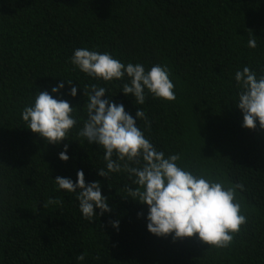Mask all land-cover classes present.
Returning <instances> with one entry per match:
<instances>
[{
	"label": "trees",
	"instance_id": "obj_1",
	"mask_svg": "<svg viewBox=\"0 0 264 264\" xmlns=\"http://www.w3.org/2000/svg\"><path fill=\"white\" fill-rule=\"evenodd\" d=\"M251 35L254 49L247 46ZM77 48L142 64L146 72L167 66L176 99L145 90V103L136 104L121 92L126 76L105 82L75 68ZM245 66L264 75V0H0V264H264V130L258 121L255 130L244 128L235 103V73ZM61 79L73 80L75 98L67 83L52 93ZM92 84L133 118L137 108L145 111L150 128L142 120L137 126L165 157L179 154L178 166L225 187L244 185L237 199L248 222L229 248L149 233L147 205L125 191L136 187L128 174L98 175L107 171L104 149L78 136L87 119L83 89ZM39 90L76 109L77 124L59 145L22 120ZM65 144L67 162L59 159ZM79 170L86 184L100 182L112 209L103 216L94 209L92 222L76 195L54 182H75ZM49 199L64 206L45 209ZM117 220L118 230L109 223Z\"/></svg>",
	"mask_w": 264,
	"mask_h": 264
},
{
	"label": "clouds",
	"instance_id": "obj_2",
	"mask_svg": "<svg viewBox=\"0 0 264 264\" xmlns=\"http://www.w3.org/2000/svg\"><path fill=\"white\" fill-rule=\"evenodd\" d=\"M249 33L252 34L251 30ZM256 39L251 35L247 46L256 48ZM70 62L87 76L105 82L124 81L126 76L128 82L121 84V92L125 96H133L136 104L145 103V90L165 101L176 99L175 86L167 66L153 65L146 72L142 64L125 65L110 53L87 48L75 49ZM72 81L61 79V83L52 88V93L59 94L67 83L70 86L68 94L75 98L77 86H73ZM235 81L239 89L235 103L243 114L242 126L255 130L258 121L259 127L264 130V75L258 77L255 71L245 66L236 71ZM83 92L87 98L83 107L87 119L78 136L104 149L107 171L99 169V176L108 178L110 173L121 171L128 174L136 187L133 190V187L125 186V191L128 198L147 205L148 232L157 237L174 234L173 241L197 237L209 249L229 248L248 222L237 199V190L244 191V185L236 183L225 187V182L218 178H205L178 166L179 154L165 157V153L158 151L137 126L136 121L142 120L145 128H150L145 111L137 108L133 118L122 103H114L111 97L104 99L107 89L97 84L85 86ZM75 110L67 100L54 98L47 91L39 90L34 103L26 106L21 115L32 133L48 144L59 145L77 124L73 115ZM67 150L68 145L65 144L64 150L59 153L63 162L69 160ZM54 182L59 190L76 195L79 211L90 222L96 217L94 209L100 210V216L112 211L107 198L102 196L100 182L86 184L83 170L77 172L75 182L60 176ZM48 205L64 206L63 200L58 199L44 202L45 209ZM109 223L118 230L119 220ZM85 256L86 253H81L76 259L83 261Z\"/></svg>",
	"mask_w": 264,
	"mask_h": 264
}]
</instances>
